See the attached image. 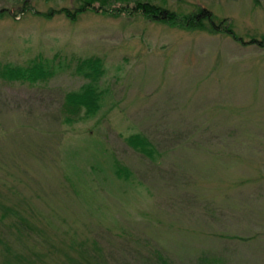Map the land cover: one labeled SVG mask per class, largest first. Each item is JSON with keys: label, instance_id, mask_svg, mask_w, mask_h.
I'll use <instances>...</instances> for the list:
<instances>
[{"label": "rangeland", "instance_id": "rangeland-1", "mask_svg": "<svg viewBox=\"0 0 264 264\" xmlns=\"http://www.w3.org/2000/svg\"><path fill=\"white\" fill-rule=\"evenodd\" d=\"M23 1L78 5L0 0V64L40 55L55 67L33 87L0 80V264H264V193L244 206L239 187L264 174V47L140 17L44 19L21 14ZM140 1L204 8L244 41L264 36V0ZM88 56L104 61L102 104L67 123L64 97L87 83L71 59ZM194 125L218 133L158 155ZM135 133L153 156L128 145Z\"/></svg>", "mask_w": 264, "mask_h": 264}, {"label": "trees", "instance_id": "trees-1", "mask_svg": "<svg viewBox=\"0 0 264 264\" xmlns=\"http://www.w3.org/2000/svg\"><path fill=\"white\" fill-rule=\"evenodd\" d=\"M77 2L78 5L73 9L65 7L59 9H50L46 12H39L28 6L29 4L27 1H23V6H21L22 9L20 10V13L22 14L24 12H29L32 15L43 17L44 19H51L55 16H63L71 23H75L78 21L80 16L88 13L102 15L109 18H121L123 16L140 17L146 21L162 24L168 27L200 30L207 32L212 36L220 34L226 35L233 41L240 43L243 46H256L259 48L264 47V36H262V38L260 37L259 39L250 38L249 41H244L234 33L231 25L226 20L217 19L211 12L204 8H200L190 13H177L163 5L150 2L145 3L140 0H78ZM6 14H9L8 10H1L0 18L1 15ZM15 17H17V14H13V18ZM55 60H64L66 62L68 59L57 55L55 56ZM71 60L75 62L74 74H82L84 79L87 80V83L82 85L79 90L65 95L62 108L65 112H67L64 118L65 122L67 123L71 120V117H73L72 122L77 120L83 121L94 117L99 112L103 99V93L100 92L98 88L93 86V83H98L103 77V59L97 56H88L72 58ZM49 62L50 61L45 57L38 55L36 58L30 59L27 64H25V66L21 67L19 65L0 64V80L7 81L11 84L27 85L29 87H33L39 82H44L55 75V67L53 65V69L51 65L48 66L47 64H49ZM163 126H169V124H163ZM173 128L174 127H172V129ZM179 128L182 127H175V129L180 130ZM168 129L169 128H162L161 130H155L154 132L161 136L168 133ZM184 130L188 132L186 134H182L180 132L172 133L176 142L174 144L171 143L170 147L166 148L164 152L160 154L158 153L159 156L161 155V158L165 156L169 149L177 148L179 145H183V141L187 142L194 138V140L204 141L206 144H208L211 143V137L215 136V133H218V130L213 129L211 126H209V128H200L198 125H194L193 127ZM210 133L211 135L208 136ZM233 133H235V131H231L230 136H232ZM241 133L244 135L247 134L243 132ZM166 137L172 139L170 136H168V134ZM185 137H188L189 140ZM126 142L133 149L138 150L140 153L146 156H153L156 153L148 138L141 136L139 133H135L126 137ZM231 155H233L231 157H233L234 160H238L240 158V161H243L245 158H251L253 153L247 152L246 155H244L242 153L235 152ZM255 178L256 180L252 185L249 182L246 184L238 183L240 185L239 187H242V185L245 186V194L243 192V196L240 198V202H242L244 206L253 207L255 204L256 200H251L252 189H254L256 192L255 196L264 193V174L260 171L259 173L255 174ZM246 180V177H241V183L246 182ZM4 249L6 254H9L8 249ZM5 264L9 263L5 262Z\"/></svg>", "mask_w": 264, "mask_h": 264}]
</instances>
